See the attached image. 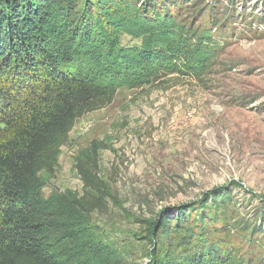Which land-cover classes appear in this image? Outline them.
Listing matches in <instances>:
<instances>
[{
    "label": "trees",
    "instance_id": "obj_1",
    "mask_svg": "<svg viewBox=\"0 0 264 264\" xmlns=\"http://www.w3.org/2000/svg\"><path fill=\"white\" fill-rule=\"evenodd\" d=\"M184 3L0 0V264H128L93 222L108 206L104 142L73 158L80 192L43 191L75 122L109 107L118 90L210 72L223 50L212 31L224 26L213 6L206 24L187 23L183 12L197 5ZM220 191L144 220L146 264H264L255 225L236 220Z\"/></svg>",
    "mask_w": 264,
    "mask_h": 264
},
{
    "label": "rangeland",
    "instance_id": "obj_2",
    "mask_svg": "<svg viewBox=\"0 0 264 264\" xmlns=\"http://www.w3.org/2000/svg\"><path fill=\"white\" fill-rule=\"evenodd\" d=\"M186 1L197 5L183 12L187 23L206 24L213 6L224 26L212 31L223 50L210 72L118 90L109 107L75 122L43 191L80 192L73 158L92 141L104 142L109 149L98 152V161L108 206L93 222L128 253V264L148 262L144 220L220 189L235 219L255 225L264 241V0ZM129 42L122 37V45Z\"/></svg>",
    "mask_w": 264,
    "mask_h": 264
}]
</instances>
